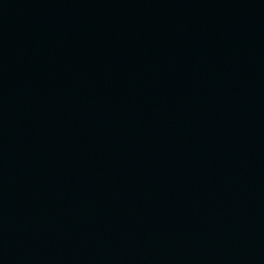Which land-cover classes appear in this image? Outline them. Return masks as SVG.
I'll list each match as a JSON object with an SVG mask.
<instances>
[{
    "label": "water",
    "instance_id": "95a60500",
    "mask_svg": "<svg viewBox=\"0 0 264 264\" xmlns=\"http://www.w3.org/2000/svg\"><path fill=\"white\" fill-rule=\"evenodd\" d=\"M0 264H264V0H0Z\"/></svg>",
    "mask_w": 264,
    "mask_h": 264
}]
</instances>
